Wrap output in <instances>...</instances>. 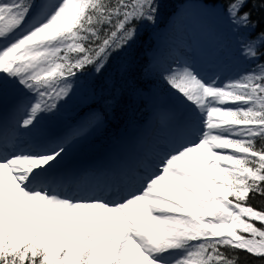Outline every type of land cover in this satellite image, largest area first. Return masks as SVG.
Segmentation results:
<instances>
[{"label":"snow or ice","instance_id":"6c2138e0","mask_svg":"<svg viewBox=\"0 0 264 264\" xmlns=\"http://www.w3.org/2000/svg\"><path fill=\"white\" fill-rule=\"evenodd\" d=\"M163 7L0 0V110L12 114L0 119V264H264V0L208 10L232 37L233 69L195 58L160 66L176 100L162 140L85 173L59 169L100 112L23 140L80 77H103L117 58L135 90L137 42Z\"/></svg>","mask_w":264,"mask_h":264},{"label":"trees","instance_id":"16d2710c","mask_svg":"<svg viewBox=\"0 0 264 264\" xmlns=\"http://www.w3.org/2000/svg\"><path fill=\"white\" fill-rule=\"evenodd\" d=\"M187 0H164L157 25L146 30L150 35L137 42L135 90L117 75L116 65L122 62L117 58L112 68L103 77L89 75L80 77L74 85L70 97L66 98L64 109H61L64 119L75 122L80 117L86 118L92 111L100 112L102 121L96 124L85 137L84 154L98 153L103 148L114 143L121 135L134 133L141 121L150 111L153 101L158 105L165 102V95L159 90L160 78L158 71L164 58L159 57L152 63L151 56L155 53L154 36L167 27L171 17ZM213 5L214 0H201ZM221 0H215L218 5ZM131 83V81H129ZM113 95L119 101L113 107H105V101H111ZM174 96V94H172ZM175 98V96H174ZM133 126H137L133 128ZM256 204L257 201H252Z\"/></svg>","mask_w":264,"mask_h":264},{"label":"rangeland","instance_id":"374dc122","mask_svg":"<svg viewBox=\"0 0 264 264\" xmlns=\"http://www.w3.org/2000/svg\"><path fill=\"white\" fill-rule=\"evenodd\" d=\"M193 4L201 6V9H206L205 18L201 21L200 24V30H198V35L201 32H204V30L213 28L212 33L210 32V35L207 38L198 37L197 42V49L193 43H189L192 41V38H188V35L186 33V27L185 23L188 22L190 18H193L194 16L192 14L190 15H183L182 17L178 18L177 14H179V11H183L185 8V4L182 5V7L175 13L173 18L170 20L168 26L166 29L160 33L157 34L154 37V44H155V53L151 56L152 63H155L156 60H158L159 57L164 58L163 64H168L173 62L174 60H183V59H191L195 58L197 61L200 62V64L204 65L207 68V65L210 61L213 60V63H216L217 60L220 61V64L218 67L223 66L226 69H233L237 61L234 59L229 46L234 48V42L232 41L231 35L228 33L225 25L220 21L217 24H215V17L209 16L208 10L213 7V5H208L202 1L199 0H189ZM205 30V31H206ZM213 34V36H211ZM187 42V43H186ZM182 43L186 44V46L189 48V50H182ZM221 46L225 47V51L223 54L218 55V50ZM159 90L165 95L166 104L163 107H158L154 101L152 103V106L150 108V111L148 112V116L146 117L145 123L143 126H145L147 120L151 117L152 113L155 114L157 112V115L161 113V116H163L166 112L172 110L176 106V102L173 101L172 94L168 90L167 86L160 80L159 82ZM65 102H62L60 111L54 116L45 119L42 121L41 125L39 126V129L37 130L40 134L41 133H48L52 131L54 134L62 135L65 131H68L70 128L74 127L69 125L67 121L64 120V116L62 115L61 109H64ZM9 110V109H8ZM7 119H12L11 111L9 110L8 113L5 116ZM65 121V122H64ZM78 124V123H77ZM75 124V126L77 125ZM142 126V127H143ZM60 127H63V133H58V129ZM141 133V129L139 131ZM34 133V132H33ZM28 134L23 137V140H27V138L32 135ZM143 133V132H142ZM145 135H152L151 138H145L141 137L140 134L136 138H123L119 141L118 144H120L123 140L128 139L132 142L135 141L139 144H146L150 143L152 141H158L157 134L151 133L150 131H147L146 133H143ZM138 137L140 139H138ZM38 139V138H37ZM143 139V141H142ZM83 149V142L82 137L79 138L71 148L69 149L67 156H76L75 154H78ZM79 158V157H78ZM73 160V159H72ZM76 160V159H74Z\"/></svg>","mask_w":264,"mask_h":264},{"label":"bare ground","instance_id":"6f19581e","mask_svg":"<svg viewBox=\"0 0 264 264\" xmlns=\"http://www.w3.org/2000/svg\"><path fill=\"white\" fill-rule=\"evenodd\" d=\"M205 11L206 9L205 10L201 9V6L193 4L192 2L188 1L185 5L184 10L180 11L179 14H177L178 18L182 17L183 15H190V14L194 16L193 18H190L187 23H185V27L188 38H192V41L189 43H193L196 47V50H198L197 49L198 47L197 42L199 40L198 37L207 38L210 35V32L212 33L213 28H215V27L213 28L211 27L207 30L205 29L206 31L204 30V32H201L198 35V30H200L201 21L204 20L205 13L207 12ZM218 22L220 21L215 18V24H217ZM211 36H213V34ZM181 48H183L182 50L185 49L189 50V48L186 46L185 43L184 44L182 43ZM219 64H220L219 60H217L216 63H213L212 60L207 65V68H215L218 67ZM0 119L4 120L5 122H11L12 120V119H7L5 115L2 114H0ZM147 131H150L151 133H156L158 140H162L166 136L167 134L166 124L164 121V116H161V113L157 115L156 112L155 114L151 115V117L147 120L143 128V133H146ZM52 134H53L52 131L41 134L38 131H36L32 135H30L25 141L28 143H32L41 140L46 136H56ZM152 135H145V136L151 137ZM35 136H38L37 137L38 139L31 140ZM138 148H139L138 143L136 144L135 141L132 142L131 140L125 139L118 146H115L113 149L108 150L105 154H103L99 158H96L94 161L87 160L80 162L81 160H78L76 156L69 157L66 155L62 164L60 165V169L61 171H72L78 173L91 172L95 169L103 168L116 163L118 160H120L126 155L133 153Z\"/></svg>","mask_w":264,"mask_h":264}]
</instances>
